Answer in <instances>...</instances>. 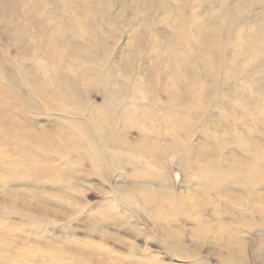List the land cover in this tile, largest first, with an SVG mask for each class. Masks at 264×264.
I'll return each mask as SVG.
<instances>
[{"label": "rangeland", "instance_id": "rangeland-1", "mask_svg": "<svg viewBox=\"0 0 264 264\" xmlns=\"http://www.w3.org/2000/svg\"><path fill=\"white\" fill-rule=\"evenodd\" d=\"M0 264H264V0H0Z\"/></svg>", "mask_w": 264, "mask_h": 264}]
</instances>
